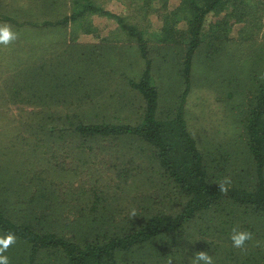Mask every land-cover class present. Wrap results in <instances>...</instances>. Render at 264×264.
I'll use <instances>...</instances> for the list:
<instances>
[{
  "label": "rangeland",
  "instance_id": "rangeland-1",
  "mask_svg": "<svg viewBox=\"0 0 264 264\" xmlns=\"http://www.w3.org/2000/svg\"><path fill=\"white\" fill-rule=\"evenodd\" d=\"M94 1L112 13L139 19L147 29L153 72L163 100L173 104L175 92L183 90L182 82L177 81L180 47L168 46L159 40L163 24L159 14L161 2ZM242 1L245 2L236 18L239 22L232 19L225 28L213 25V35L217 34L212 36L214 49L211 55L208 47L202 53L214 58L205 61L208 64L202 63L200 57L195 60L186 109L192 135L209 159H217L215 164L221 163L226 168L225 178L249 183L257 180V171L252 166L243 120L249 98L264 72V0ZM167 3L169 9H174L181 0ZM72 8V0H0V25H7L16 34L8 44H0V83L7 67L19 71L23 64H28L30 67L23 66L26 70L21 71L24 78L29 83L40 80L46 94L52 93L53 81H58L56 85L66 82V96L59 93V101L54 105L63 119L65 114L66 117L72 114L70 119L84 115L95 122L134 118L137 101L129 81L140 75L146 59L136 53L135 42L129 35L117 29L114 17L91 15L89 33L82 28L74 30L72 25L34 28L33 22L58 20ZM7 17L14 21L7 22ZM225 20H228L226 12L211 14L208 18L209 23ZM185 27V21L178 25L179 29ZM64 50L66 59H59L56 55ZM43 61L53 62L45 66ZM87 70L93 73L87 76ZM54 75L58 80L53 79ZM65 98L66 102L60 107ZM27 108L33 110V106ZM12 109L18 112L15 105ZM40 110L45 111L41 107ZM28 115L24 123L21 117L11 116L14 126L11 131L0 126V172L4 177L0 183V203L16 219L43 228L60 229L71 238L91 228L98 229V224L102 223L100 214L91 210L95 197L104 194L106 198L114 197L115 201L122 195L123 198L117 199L120 207L114 211L115 223L116 217H121L116 215L122 213L117 210L131 214L141 208L140 203L151 206L158 201L155 194L145 197L152 186L157 187L158 195L165 191L167 183L162 180L157 165L137 155V148L132 150L130 146L120 145L117 150L109 149L98 140L88 144L94 146L95 152L80 153L76 150L79 142L68 137L63 120L61 125L43 123L39 116ZM121 169L125 170L124 176L118 175ZM214 216L223 217L220 213ZM103 222L113 225L105 214ZM259 222L264 223L260 219L239 218L233 226L226 227L213 218L211 232H207L203 224L204 231L193 229L191 233L193 238L209 242L205 253L211 256L212 264H225L218 256L228 254H239L235 259L249 264L257 256L256 249L264 250V232ZM221 226L226 230H220ZM234 230L251 234V239L241 248L233 246ZM22 243L14 241V247L7 251H26ZM197 249L186 264H204L197 259L200 253Z\"/></svg>",
  "mask_w": 264,
  "mask_h": 264
},
{
  "label": "trees",
  "instance_id": "trees-1",
  "mask_svg": "<svg viewBox=\"0 0 264 264\" xmlns=\"http://www.w3.org/2000/svg\"><path fill=\"white\" fill-rule=\"evenodd\" d=\"M152 1L162 4L159 6L163 20L159 40L165 45L180 47L177 81L182 82L183 90L175 92L176 101L173 104L163 100L153 72L154 63L148 56L150 35L139 19L112 13L94 0H72L71 12L58 20L33 22L34 28L39 25L69 28L72 25L74 30L82 28L89 33L92 30L91 15L114 17L118 23L117 29L129 35L135 42L136 53L146 59L140 75L129 81L130 90L137 101L134 118L95 122L84 115H74L70 119L72 114L67 117L65 114L63 119L61 111L56 112L54 105L59 101V93L66 96V82L56 85L58 81H53L52 93L46 94L40 80L32 83L26 81L21 71L26 70L23 66H30L23 64L19 71L7 67L5 78L0 83V126L11 131L14 128L11 116L15 119L21 117L24 123L29 114L28 117L39 116L43 123L61 125L63 120L62 125L68 128V137L79 142L80 146L76 150L80 153L91 154L95 148L88 144L98 140L107 144L109 149L117 150L120 145L130 146L132 150L137 148V155L157 165L161 179L167 183L165 191L158 195L157 187L152 186L153 189L145 197L155 194L158 201L151 206L140 203L141 208L131 214H125L122 209L117 210L122 213L116 215L120 214L121 217H116L115 223L113 215L120 207L117 199L123 198L122 195L115 201L114 197L106 198L104 194L95 197L91 200V210L100 214L102 223L98 224V229L91 228L71 238L61 233L60 229H48L33 222L20 221L0 203V237L12 234L16 243L23 242L26 245V251L22 253V250L11 253L5 250L2 253L9 258V264H186L196 247L197 251L205 252L209 244L206 239L200 241V238H193L191 230L204 231L201 226L206 224V231L211 232L213 218L226 227L233 226L239 218L260 219L264 222V72L249 98L243 120L252 166L257 171L255 182L228 181L223 173L226 168L221 163L215 164L217 159L208 158L187 122L186 100L193 85L195 60L200 57L204 63L214 58L213 55L209 58L202 53L208 47L211 55L214 49L212 36L214 38L217 34L213 35V25L224 27L232 19L239 22L236 18L245 1L181 0L174 9H169L168 0H146V3L151 4ZM231 8V12L227 13ZM223 12L228 18L226 22H208L209 15ZM6 20L14 21L9 17ZM182 21L186 22V27L179 29L178 25ZM56 56L65 60L66 50ZM53 61H43V65ZM92 73L87 70V76ZM53 79L58 80L56 75ZM65 102L66 98L60 107ZM12 105L18 109L17 113L13 112ZM29 105L33 106L32 111H28ZM40 107L45 111L40 110ZM124 172L121 169L118 175L124 176ZM3 179L0 172V183ZM217 213L223 217H215ZM103 214L112 219L113 225L103 224ZM258 224L264 232V223ZM219 229L226 230L223 226ZM12 247L13 243L8 248ZM255 253L256 258L249 264H264V250L259 247ZM238 255H219L218 260L225 264H242L243 261L239 263L235 259Z\"/></svg>",
  "mask_w": 264,
  "mask_h": 264
},
{
  "label": "clouds",
  "instance_id": "clouds-1",
  "mask_svg": "<svg viewBox=\"0 0 264 264\" xmlns=\"http://www.w3.org/2000/svg\"><path fill=\"white\" fill-rule=\"evenodd\" d=\"M16 38V34L11 31L7 25H0V44H8L11 40ZM251 239V234L247 232L233 231L231 240L234 247L241 248L244 246L247 240ZM15 237L12 234H7L4 237H0V264H9V258L2 253L8 249L9 245L14 243ZM199 261H203L204 264H212V258L205 252H200L197 255Z\"/></svg>",
  "mask_w": 264,
  "mask_h": 264
}]
</instances>
